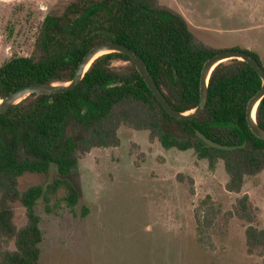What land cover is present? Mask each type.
Returning <instances> with one entry per match:
<instances>
[{"label":"trees","instance_id":"16d2710c","mask_svg":"<svg viewBox=\"0 0 264 264\" xmlns=\"http://www.w3.org/2000/svg\"><path fill=\"white\" fill-rule=\"evenodd\" d=\"M46 22V37L43 32L31 56H13L0 67L1 98L36 81L72 80L85 54L105 41L136 50L169 103L183 112L199 104L202 68L213 55L242 50L264 66L254 49L205 42L180 11L160 0H72L62 14L49 15ZM98 28L110 29L115 35L92 34ZM115 60L126 64L116 66ZM113 82L123 84L109 86ZM262 83L248 62L237 58L222 62L210 76L202 113L192 120L178 119L166 111L129 55L108 52L92 62L74 89L31 94L0 113V264H42L44 233L38 201L43 199L48 211L57 210L60 205L53 202V196L65 187L64 205L75 211L80 194L67 176L94 147L119 146L122 125L148 130L151 140H159L167 150H194L212 171L222 160L229 177L226 188L242 193L247 178L264 171V139L251 130L247 120L248 102ZM256 118L264 129V97ZM197 129L220 143L245 146L234 150L212 147L197 135ZM52 165L63 178L20 190L22 175L47 173ZM16 202L26 209V222L20 226L15 221ZM207 208L203 216L197 215L201 232L214 226L219 211L214 206ZM227 215L246 222L248 253L263 255L264 226L258 224V207L249 194L240 195Z\"/></svg>","mask_w":264,"mask_h":264},{"label":"rangeland","instance_id":"374dc122","mask_svg":"<svg viewBox=\"0 0 264 264\" xmlns=\"http://www.w3.org/2000/svg\"><path fill=\"white\" fill-rule=\"evenodd\" d=\"M71 1L0 0V67L13 56H31L47 16L62 14ZM162 2H193L213 16H222L226 8L217 0ZM227 3L228 8L232 0ZM118 133L119 146L94 147L67 176L80 194L75 211L64 205L65 187L53 196L57 210L48 211L44 200L38 201L42 264H264V254L247 251L246 222L227 215L248 193L258 207V224L264 226V171L248 177L242 193L232 192L226 188L229 177L222 160L212 171L194 150H167L151 140L148 130L122 125ZM57 178L63 176L52 165L47 173L22 175L19 188ZM211 206L219 209L216 221L201 232L197 215ZM15 210L16 223L23 225L25 207L16 202Z\"/></svg>","mask_w":264,"mask_h":264},{"label":"water","instance_id":"95a60500","mask_svg":"<svg viewBox=\"0 0 264 264\" xmlns=\"http://www.w3.org/2000/svg\"><path fill=\"white\" fill-rule=\"evenodd\" d=\"M47 25H48V22H46L44 26V30H43L44 37H46V34H47ZM99 32L107 33L111 36L115 35V33L112 30L107 29V28L95 29L92 31V34L99 33ZM108 52H121V53H125L129 55L134 60L138 70L144 77L146 83L148 84L150 89L153 91V93L156 95V97L160 100V102L162 103L166 111L170 115L178 119H184V120H192V119L197 118L202 113V111L205 109L207 101H208V95H209L210 76L213 70L216 68V66H218L222 62H226L230 59H235V58L248 62L259 73V75L262 78L263 83H262L261 89L248 102L247 120H248V124L251 130L258 137L264 139V129L259 125V123L257 122V118H256L257 107L260 101L264 97V66L253 55L245 51L235 50V49L224 50L222 52H219L213 55L212 57L206 60L202 68L201 77H200V102L197 105V107L189 111H184V112L179 111L175 109L169 103L166 96L164 95L162 90L157 85L145 60L139 53H137L136 50H134L133 48L129 47L126 44L119 43L117 41H105V42H101L93 46L85 54V56L79 63L72 80L68 82H54V83L36 81L26 86H23L19 88L18 90L14 91L13 93H11L8 97L2 98V100L0 101V113H4L8 111L15 104L19 103L20 101H22L23 99H25L27 96L31 94L60 93V92L74 89L76 86H78L82 82L85 76V73L90 68L92 62L100 55L108 53ZM121 84H123V82H113L109 84V86H116V85H121ZM50 100L53 101L54 99L51 98ZM196 133L208 145L218 148V149L234 150L239 147L245 146V143H243L242 145H229V144L220 143L218 141L211 139L199 129L196 130Z\"/></svg>","mask_w":264,"mask_h":264},{"label":"crops","instance_id":"0c3cea01","mask_svg":"<svg viewBox=\"0 0 264 264\" xmlns=\"http://www.w3.org/2000/svg\"><path fill=\"white\" fill-rule=\"evenodd\" d=\"M217 1L226 6L222 16H213L207 9L204 12V7L199 4L198 8L193 2L178 6L167 5L180 11L188 20L192 31L205 42L216 47L240 46L254 49L263 61L264 0H232L228 8V0Z\"/></svg>","mask_w":264,"mask_h":264}]
</instances>
